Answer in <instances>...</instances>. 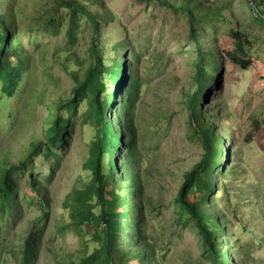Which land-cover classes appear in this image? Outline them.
Here are the masks:
<instances>
[{
	"label": "trees",
	"instance_id": "trees-1",
	"mask_svg": "<svg viewBox=\"0 0 264 264\" xmlns=\"http://www.w3.org/2000/svg\"><path fill=\"white\" fill-rule=\"evenodd\" d=\"M138 1L182 14L192 46L176 51L192 72L188 85H179L181 97L171 99L177 101L174 106L170 101L148 114L144 111L148 106H140L145 49L130 43L129 37L112 44L102 41L103 22L109 25L115 18L104 0H41L33 4L30 14L16 7V0L3 3L0 264H41L49 252L54 264H160L150 245L146 220L148 210L169 208L176 221L195 230L202 256L211 264H264L254 258L252 244L240 245L234 220L215 199L219 185L220 193L229 196L233 218H240L237 207L254 203L251 220L258 215L259 186L244 185L232 201L231 183L236 179L232 176L237 170L228 160L229 145L224 146L227 134L210 123L212 105L202 102L210 98L212 87L221 86L225 59L244 71L252 67L246 28L264 25V0H245V21L237 18V26L223 34L233 45V50L226 51L219 48V25L225 18L218 0ZM218 98L214 118L220 122ZM10 100L15 101L13 112L8 108ZM178 104L181 111L176 110ZM180 112L185 114L182 127L187 138L196 139L202 153L165 207L163 196L156 205L144 183L152 175L148 163L171 138ZM88 123L94 137L87 143L86 160L80 161L77 181L58 213L52 195L54 178ZM17 138L24 140L15 143ZM222 146L227 151L224 163ZM171 172L167 164L157 170L160 191ZM254 227L258 228L256 223ZM69 233L81 240L75 251L64 247ZM235 253L237 263L232 259Z\"/></svg>",
	"mask_w": 264,
	"mask_h": 264
},
{
	"label": "rangeland",
	"instance_id": "rangeland-1",
	"mask_svg": "<svg viewBox=\"0 0 264 264\" xmlns=\"http://www.w3.org/2000/svg\"><path fill=\"white\" fill-rule=\"evenodd\" d=\"M9 1L12 0H0V13L4 8L3 3ZM40 1L16 0L15 5L30 14L34 11L33 4H39ZM245 3V0H218L216 2L223 8L222 16L225 18L222 25H219L221 29L219 48L221 51L233 50L231 39L223 34L237 26V18L240 17L242 21H245V13L248 10ZM104 4L111 7L115 18L109 25L103 22L102 41L112 44L117 40L123 42L126 37H129L130 43L139 44L145 49L146 55L143 57V63H145L142 68L144 70L141 73V79L145 86L142 89L143 100L140 106L143 109L146 108V105L148 106L149 109L144 110L147 114L151 109L158 111L162 105L167 106L170 101L174 106L177 102L175 100L181 97L179 85H188L192 73L176 53L186 44H189L192 49L191 43L188 41L185 17L182 14H174L156 4H147L145 1L104 0ZM95 10L97 8H92V11ZM247 17L250 18L248 15ZM262 18H264V13ZM246 30L252 43L250 51L253 59L252 67L244 71L225 59V65L221 72V86L218 90L212 87L210 98L203 99L202 102L203 104L209 102L212 105L210 123L227 134L223 136L224 146L225 144L229 145L228 160L231 164H235L237 170V174L232 176L236 178L231 183L230 197L232 201L236 200L244 185L248 189L249 186L256 184L259 186L260 196L257 199L258 204L255 210L258 215L251 220L249 215L250 213L254 214V203L249 207H237L240 218H233L228 201L229 196L220 193L219 185L215 199L218 201L217 204L223 207V213L234 220L236 225L234 233L238 236L237 239L241 238L240 245L252 244L254 258L263 261L264 240L256 242V239H264V217L262 216V213L264 215V25L251 24ZM109 31L111 36L107 38ZM109 57H111L110 53ZM159 60L164 61L159 62ZM110 91L111 89H109V96ZM218 97L221 101L220 122L214 118L216 115L214 109L219 103ZM160 98L163 100H159ZM9 102L8 108L13 112L15 101L10 100ZM161 102L163 103L161 104ZM176 110L181 111L179 104L176 106ZM144 111H140L138 115L140 120H142L140 115L144 114ZM184 121L185 114L180 112L175 119L171 138L163 144L162 151L156 153L148 163V169L152 175L144 183L145 192L152 197L156 205L160 196L164 198L165 207L170 205L183 180L184 173L191 168L194 161L199 160L202 153L199 142L196 139L191 141L187 138L185 128L182 127ZM93 137L94 129L88 123L82 128L80 135L77 134L75 137V147L72 149L71 155L62 164L54 178L52 195L55 207L59 209L58 213L62 212L60 207L77 181L80 161L86 160L87 143ZM23 140L17 138L15 143H20ZM0 141H3L2 136H0ZM224 146L221 148L223 154L221 162L223 163L225 160L227 161L225 157L227 151ZM165 164L170 166L173 176L166 178V187L160 191L157 170L165 168ZM213 170L215 172V169ZM218 179L220 183V174ZM251 197L253 198V196ZM218 212L216 210V213ZM177 218L172 208L159 212L148 210L146 220L148 237L151 247L156 251L159 263L211 264V260L207 256H202V242L195 230L180 224L176 221ZM255 223L258 228L254 227ZM86 231L89 234L92 232L90 229ZM64 247L69 251H75L81 247V240L74 236V233H69ZM238 256V254L232 255L233 263H237ZM51 257L52 254L49 252L43 257L41 264H54ZM241 260L244 261V257H241ZM131 264H139V262L134 261Z\"/></svg>",
	"mask_w": 264,
	"mask_h": 264
}]
</instances>
